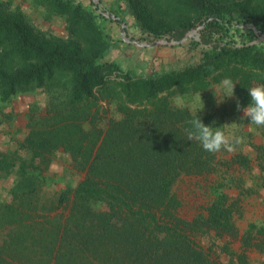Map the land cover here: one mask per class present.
Here are the masks:
<instances>
[{"label":"trees","instance_id":"obj_1","mask_svg":"<svg viewBox=\"0 0 264 264\" xmlns=\"http://www.w3.org/2000/svg\"><path fill=\"white\" fill-rule=\"evenodd\" d=\"M44 1L65 17L68 31L83 45L51 41L35 32L22 13L2 12L0 2V102L60 73L69 78L71 103L91 100L93 91L107 88L110 81L117 94L142 108H125L122 127L107 131L89 162L88 176L73 188L72 200L67 190L60 191L55 202L44 197L39 183L28 177L34 173L27 165L21 161L16 169L13 160L4 158L0 179L11 182L0 185V264H204L202 248L185 230L221 233L225 222L217 214L220 210L211 207L209 214L184 221L175 215L179 202L170 186L181 171L208 168L209 162L200 159L197 140L187 139L188 114L162 118L158 128L154 120L159 118L149 124L142 110L177 85L204 87L215 73L237 80L235 92L245 98L247 88L264 83L259 75L264 72V49L229 38L234 23L221 7L224 0H165L179 14L180 25L172 26L169 39L181 40L197 22L199 40L209 50L192 66L140 76L102 59L111 41L89 9L70 0ZM237 9L243 18L238 23L251 22L264 33L263 6L242 0ZM138 11L157 31L159 20L139 5ZM161 110L172 108L165 104ZM94 199L104 202V208L94 210Z\"/></svg>","mask_w":264,"mask_h":264},{"label":"rangeland","instance_id":"obj_2","mask_svg":"<svg viewBox=\"0 0 264 264\" xmlns=\"http://www.w3.org/2000/svg\"><path fill=\"white\" fill-rule=\"evenodd\" d=\"M70 1L89 9L97 25L108 35L111 46L102 59L115 62L122 70H130L136 75L153 76L181 70L198 63L209 50L199 40L200 25L197 22L189 27L181 40L169 39L179 14L165 0ZM250 1L264 7V0ZM0 2L2 12L22 13L27 24L40 35L53 42L73 41L82 47L81 39L68 31L65 17L53 12L44 0ZM240 2L242 0H224L221 4L234 23L229 38L237 44L252 42L264 49V33L260 34L251 22L238 23L243 21L237 9ZM138 5L153 20H159L157 31L148 27L151 21L142 19ZM223 77L226 76L211 74L205 86L198 89L177 85L165 90L153 103L144 106L145 114L141 116L149 120V124L153 117H158L154 120L158 128L162 118L168 119L179 113L191 118V113L180 105L199 92L203 109L197 115L203 123L215 122L214 126L223 128L232 150L222 147L218 152L209 153L200 145L195 146L202 150L200 159H207L209 167H194L189 173L181 171L172 182L170 191L179 202L175 215L191 222L198 214H209L211 207L220 210L217 214L225 222L221 233L200 232L188 227L185 230L193 244L202 248L204 264H264V127L251 123L246 117L241 119L250 98L235 92V85L232 97L216 103L212 87ZM68 82V76L56 73L44 80L42 86L19 89L32 90L29 95H21L35 99L36 129L34 137L30 136L28 143L19 146L22 153L16 158L34 173L28 177L39 183L43 196L52 200L65 190L69 191L70 200L73 199V188L88 176L89 162L107 131L113 129L115 133L122 127L120 121L125 108H142L117 94L110 81L107 88L95 89L91 100L71 103ZM165 104L172 108L171 112L161 110ZM124 132L129 134L130 129L124 128ZM238 137L239 143L236 142ZM33 149L38 152L34 153ZM190 158L197 161L194 154ZM10 182V178L0 179V185ZM217 194L220 201L216 204ZM91 203L94 210L104 208L102 201L94 199ZM67 211L68 207L63 213Z\"/></svg>","mask_w":264,"mask_h":264},{"label":"clouds","instance_id":"obj_3","mask_svg":"<svg viewBox=\"0 0 264 264\" xmlns=\"http://www.w3.org/2000/svg\"><path fill=\"white\" fill-rule=\"evenodd\" d=\"M259 75L261 79H264V72L259 73ZM234 81L237 80H234L232 77H223L218 84L212 87L217 104L222 103L226 97L234 95ZM247 91L250 99L246 107L243 108L241 119L246 117L251 123L264 127V83H258L255 86L249 87ZM180 106L191 113V118L187 122L188 126L185 128L187 139L197 140L200 146L209 153L218 152L222 147H226L229 151L232 150L229 138L225 135L223 128L214 126L215 122L205 124L197 115L203 109V102L199 92L194 94L192 98L184 101ZM237 107H240L238 101ZM236 142H240L239 137L236 139Z\"/></svg>","mask_w":264,"mask_h":264},{"label":"crops","instance_id":"obj_4","mask_svg":"<svg viewBox=\"0 0 264 264\" xmlns=\"http://www.w3.org/2000/svg\"><path fill=\"white\" fill-rule=\"evenodd\" d=\"M32 90H17L9 99L0 102V168L4 158L18 163L19 146L35 133V99L25 97ZM31 132V134H30ZM28 143V141H27ZM16 149L19 151L15 152ZM14 153V154H13Z\"/></svg>","mask_w":264,"mask_h":264}]
</instances>
